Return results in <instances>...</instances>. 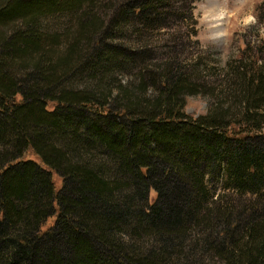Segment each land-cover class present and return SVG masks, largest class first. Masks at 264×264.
<instances>
[{"label":"trees","instance_id":"trees-1","mask_svg":"<svg viewBox=\"0 0 264 264\" xmlns=\"http://www.w3.org/2000/svg\"><path fill=\"white\" fill-rule=\"evenodd\" d=\"M180 1L117 0L108 30L96 0H0V264H264V68L204 86L174 44L132 89L113 77L150 52L102 37Z\"/></svg>","mask_w":264,"mask_h":264},{"label":"rangeland","instance_id":"rangeland-1","mask_svg":"<svg viewBox=\"0 0 264 264\" xmlns=\"http://www.w3.org/2000/svg\"><path fill=\"white\" fill-rule=\"evenodd\" d=\"M261 1L246 0L245 6L240 8L236 0H181L179 5H186L184 16L175 21L171 20L167 27L156 29L152 26L141 25L139 27L141 28L140 37L136 36L130 27H124L122 29L124 31L122 39L113 38L108 40L109 38L102 37L106 43L113 42L116 45L121 42L128 49H133V51L137 48L143 49L146 47L150 52V59L142 58L141 53H139L136 56L137 59L132 58L130 62L114 68L112 70L113 77L120 84H127L132 89L137 80H134L135 77L132 78L127 73H133L134 70L136 71L137 65L146 63H148L149 69H155L162 60L167 59L169 56L172 57L173 52L169 53V51L173 49L172 45L174 44L179 52L180 60L182 59L183 62L189 64V73L192 76L188 75L187 78L199 84H204V86L216 83L215 86L220 87L219 84L224 83L223 78L228 76L231 71H236V68H240L243 63L247 67H250V64H254L255 67L259 65L264 68V19L257 17L258 5ZM114 3H117V0H96L93 6L97 14L100 17H104L103 28L107 29L109 27V21L106 17L108 13L113 11ZM249 16L254 19L249 20L245 25L243 21L245 17ZM205 23L215 24L217 25V30H224L229 33L227 40L225 42L217 41L215 45L210 44L208 34L204 29ZM192 27L194 29L193 32L191 31ZM55 32H59V30ZM97 37L99 38V36ZM112 54H114L112 51L108 52V55ZM77 64L79 63L74 62L73 66ZM121 66L122 70L117 69ZM194 74L196 77L193 78ZM231 74L233 76V72ZM152 90L150 89L147 93L153 92ZM201 94L197 92L187 97L186 111L188 113L196 115L205 112L210 100ZM107 99L111 101L113 98L107 97ZM261 131L264 132V125L261 127ZM26 156L38 161L36 156L29 151ZM52 180L55 187L58 188L60 178L54 172H52ZM215 188L216 192L220 194L227 192L226 190L223 191L219 184H216ZM245 197L254 199L255 195L246 194ZM54 219L55 214L50 215L41 225V229L49 227Z\"/></svg>","mask_w":264,"mask_h":264},{"label":"clouds","instance_id":"clouds-1","mask_svg":"<svg viewBox=\"0 0 264 264\" xmlns=\"http://www.w3.org/2000/svg\"><path fill=\"white\" fill-rule=\"evenodd\" d=\"M236 3L240 8H243L246 4V0H236ZM251 19H254V18L250 16L245 17L243 23L246 25ZM204 29L208 34L209 43L212 45H215L217 41L225 42L229 35V33H227L224 30H217V25L215 24L205 23Z\"/></svg>","mask_w":264,"mask_h":264}]
</instances>
